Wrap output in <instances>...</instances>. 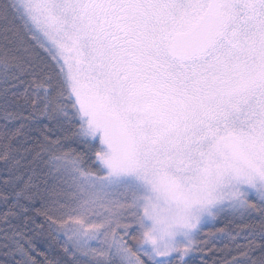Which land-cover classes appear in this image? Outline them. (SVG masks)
Here are the masks:
<instances>
[{
    "label": "snow or ice",
    "instance_id": "obj_1",
    "mask_svg": "<svg viewBox=\"0 0 264 264\" xmlns=\"http://www.w3.org/2000/svg\"><path fill=\"white\" fill-rule=\"evenodd\" d=\"M0 264H264V0H0Z\"/></svg>",
    "mask_w": 264,
    "mask_h": 264
},
{
    "label": "trees",
    "instance_id": "obj_2",
    "mask_svg": "<svg viewBox=\"0 0 264 264\" xmlns=\"http://www.w3.org/2000/svg\"><path fill=\"white\" fill-rule=\"evenodd\" d=\"M228 219H231L230 217L229 218H224V219H221L219 223L216 224V227L219 228V227H223L227 222H228ZM236 223H239V221L237 220ZM206 231V230H205ZM211 246V245H210ZM217 246L219 247L220 246V243L217 242Z\"/></svg>",
    "mask_w": 264,
    "mask_h": 264
}]
</instances>
